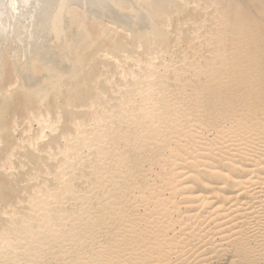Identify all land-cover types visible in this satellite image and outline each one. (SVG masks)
<instances>
[{
	"label": "rangeland",
	"instance_id": "374dc122",
	"mask_svg": "<svg viewBox=\"0 0 264 264\" xmlns=\"http://www.w3.org/2000/svg\"><path fill=\"white\" fill-rule=\"evenodd\" d=\"M192 1L187 8L198 14L169 21V37L159 49H138L125 63L129 69L136 60L139 67L140 76L128 86L106 85L112 95L102 97L74 88L82 95L75 104L82 107L73 117L91 116L80 125L65 115L58 120L51 139L66 151L43 165L19 155L9 162L1 154L0 167H14L4 171L12 176L8 180L0 174L7 199L0 202V264H155L160 248L188 244L191 235L198 240L190 239L183 251L185 264L237 263L249 248L254 259L264 255V91L258 92L259 75L253 72L260 64L256 56L264 53V17L262 24L255 22L258 31L245 24L244 34L220 0ZM249 11L260 17L253 5ZM184 31L190 32L185 38ZM183 38L192 41L185 44ZM149 62L159 69L140 80ZM236 72L247 75L244 84ZM218 92L222 95L213 98ZM64 96L49 100L53 117L61 115ZM20 99L3 121L13 132L12 138L4 136L11 146L20 144L17 118L11 121L20 114ZM57 135L66 139L57 141ZM48 137L37 156H47ZM242 232L251 237L236 253L231 242ZM175 251L162 264H180Z\"/></svg>",
	"mask_w": 264,
	"mask_h": 264
},
{
	"label": "bare ground",
	"instance_id": "6f19581e",
	"mask_svg": "<svg viewBox=\"0 0 264 264\" xmlns=\"http://www.w3.org/2000/svg\"><path fill=\"white\" fill-rule=\"evenodd\" d=\"M220 1L225 5L228 16L233 20V26L238 25L239 27L236 28H242V32H247L250 28L253 29L252 31H258L256 23L261 19V16L264 17V0ZM192 3V0H0V151L5 150L3 148L7 149L0 153V156L4 154L9 162L17 158V155H19L18 158L24 159L27 163H31V161L34 162L35 160L39 161L41 159V162L38 163V161H36L35 164L43 165L45 161L51 159L50 157H54L66 151L65 146L60 148L57 142L51 139L53 138L52 134L58 130L55 127L58 120L65 115L71 119V124L80 125L86 118L91 116L81 115L79 118L73 117L76 114L73 111L82 107L75 104L80 103L78 101H80L79 99L82 98V95L79 96L80 90L74 88H82L81 90H84L83 92L93 90L94 92L96 91L97 95L99 94V96L102 97L111 94L110 88L106 85H111L110 87H112V89L125 87L127 82L129 83L131 79H134L132 77L140 76L137 74L139 67L136 60L132 67L129 65V69L128 67L127 69L123 67L126 64L128 66L133 53H136L135 51L138 49H146L148 53L151 52L150 50L152 47L159 49L160 43L166 41L169 37L168 32L165 30L168 26V22L174 21V19L182 15L186 16V14L190 12L187 6ZM252 5L254 11L257 15H260V17L250 14L252 12H250L249 9ZM191 12L192 15H190L192 17L188 14L191 18H193L196 13L198 14V10L194 12L195 14H193V11ZM247 19L248 21L244 22ZM262 21H264V18ZM245 24L249 26V29H243ZM254 26H256V28ZM246 32L243 33L245 34ZM187 33L189 34L190 32L187 31ZM187 33L184 31L181 34L184 37L187 36ZM257 33L261 32L259 31ZM238 34L239 32L236 30L234 36ZM174 41L175 45L179 43L176 39ZM189 41L192 40H185V44H188ZM250 42L257 45L253 39H251ZM251 47L253 46L251 45ZM258 47L260 48V46ZM170 48V45H167L163 53H168ZM144 53L143 51V54ZM259 53V57L256 56L257 61L260 59L259 67L256 71H253L256 73H253L256 77L259 75L258 79L254 80L256 86L259 88L258 92L261 90L264 91V87L262 86V81H264V53H261V51ZM157 55L158 53L156 56ZM245 57L246 59L244 58V60H249L253 58V55L251 53L247 56L245 55ZM151 59L152 58H150V60ZM127 61L129 62L126 63ZM132 62H134V58ZM231 63L237 64L236 62ZM100 65L103 68L102 70L96 68ZM151 65L152 64L149 62L141 69L142 73L145 71L146 74L143 73V75L139 77L140 80H142V78H144L143 80H148L154 74V69H159L158 65ZM110 67H112V71L114 72L108 73V70L111 72ZM148 72L150 74H148ZM237 73L238 72H236V74ZM236 74L234 76H236ZM115 75H117V80L119 82L118 84L116 81V85L113 84V77ZM237 75L239 82L241 81V83L244 84V79L247 78V75H243L242 72ZM250 75H252V72ZM86 76L88 78H86ZM256 77L251 76V78ZM86 80L88 83L81 86ZM67 81L70 83H67ZM215 81H217V86L220 85L218 79ZM137 84L139 85V83ZM150 84L154 86L153 83ZM126 86H128V84ZM64 91L67 94H64L66 97L62 94ZM113 92H115V90H113ZM219 92L221 93V91ZM219 92L212 97L215 98L222 95ZM50 93L51 95H49ZM60 94L62 97L64 96V98H62L64 100L62 101L63 103H61L62 105L59 104L60 106H58L62 113L60 115L57 111V113L54 114L56 116L53 117L49 100H54V98L58 97ZM92 94L94 93L92 92ZM149 94L146 96H150ZM48 95L51 96V98L47 97ZM18 96L21 98L17 108L20 114L19 116L14 115L11 121H15V117L17 118V122H13V124L15 129H19L20 144L19 146H11L12 144L10 145L7 143L9 141L8 138L6 139L4 136L6 135L12 138L11 136L13 135L11 134L13 132L11 133L10 130L6 129L7 127L4 129L3 121L7 116L8 109L15 103L14 101ZM100 98L98 97V99ZM129 101H125L123 104L126 105ZM88 107L90 108V106ZM11 108L13 110L12 106ZM10 111L11 109L9 113ZM89 121H94V119L91 118ZM45 137L50 139L49 142H51V144H47L49 146L44 147L46 148L44 152L48 157L45 156V158H42L35 153L42 147L41 143ZM65 137L66 136L60 135L57 141L66 139ZM21 149H26L27 153H21ZM51 152H53V154H51ZM13 165L12 163L1 164L0 168L3 170L0 171L1 177L2 175L6 176V179L8 178L7 176L12 177L10 175H5L4 171L11 170L14 167ZM36 175L32 176V178L35 179ZM3 187L4 186L0 183V202L5 203L7 199L3 198V195H1V192L5 189ZM1 212L2 211H0V214H3V212ZM248 232L250 233V231ZM191 236V238L187 237L185 239L189 242L188 244H185L183 240L180 242L174 241V243L178 245H174V247L170 248L163 247L160 248L159 251L157 250L159 254H156V259H154L155 264L168 262L171 257L170 251L172 250H176L173 253H179L180 255L174 262L181 261L180 264L187 263L188 260L182 261L180 259L186 256L183 251L191 245V242L198 240V237L194 235ZM249 237L251 236H246V234L242 232L240 237L233 241L234 243L231 242L232 245H234V251L236 253L242 251V247L247 244ZM190 239H192V241H190ZM261 241L263 245L264 239ZM165 250L169 254L165 252ZM211 252H214V250ZM226 252H228V250H226ZM246 252L247 256L242 255V257H240V262L238 261L240 264H264V255L261 257L259 255L254 259L253 257L255 256L252 254L253 250L249 248ZM51 260H53V258ZM48 262L51 263L50 261ZM238 262H231V264H238Z\"/></svg>",
	"mask_w": 264,
	"mask_h": 264
}]
</instances>
